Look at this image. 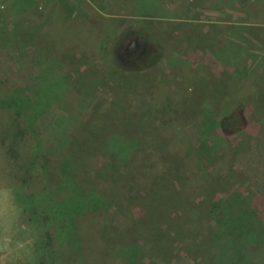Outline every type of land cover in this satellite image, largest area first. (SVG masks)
<instances>
[{"label":"rangeland","instance_id":"obj_1","mask_svg":"<svg viewBox=\"0 0 264 264\" xmlns=\"http://www.w3.org/2000/svg\"><path fill=\"white\" fill-rule=\"evenodd\" d=\"M1 1L5 9L3 11L6 12L2 15L1 24L6 32L8 30L15 33V20L24 21L28 25L43 21L46 0H34L35 8L26 14L13 9L12 0ZM61 1L67 10L69 6L74 8L71 21L82 24L83 29H87L88 23H98L96 27L90 28V35H86L88 46L95 47V51L103 42L106 44L103 50L100 47L102 51L97 50V58L91 53L88 59L75 51L58 65L60 59L57 50L60 49L64 54L71 53L68 47L77 49L82 43V37L79 40H68L69 42L62 38L59 45V36L71 35L67 31H63L64 34L60 32L59 36L56 33L52 35L56 40L54 43L58 44L55 47L50 45L47 34L39 33V37L31 38L26 32L17 37L18 44L8 47L22 53L28 50L33 57H39L40 50L47 55L42 72L34 69L32 73L33 83L39 85V98L51 101L56 98L59 101L51 106L53 109L44 120L45 125L55 119L69 117L71 104L77 100L87 101L84 105V114L87 115L85 120L71 127L72 140L73 143H85L84 140L89 138L92 142L90 145L96 148L97 153L93 154L91 164L87 167L81 162L92 157L89 148H86L88 145H76L75 158L69 154V149H60L59 154L62 158L71 156L70 160L73 159L71 171H67L73 182L80 183L81 187L85 186L96 172H100L99 182L106 190L105 194L109 192L114 197L104 199L100 205L101 210L88 213L84 217H89L87 222L84 218L79 221V236L76 239L74 234L70 264L80 258L86 264L95 261L120 264L121 256L117 252L121 250L119 242L125 239L128 243V240L133 242L136 239V242L128 243L134 245L142 241L140 235L146 234L149 237L156 230L170 235L171 243L166 239L162 240L167 242L164 245L166 250L163 252V248H159L161 253L158 256L149 250L143 251L136 244L138 253L136 252L135 264H210L211 261H204L211 249L210 234H206L201 226L208 223L211 227L214 222L207 216L202 223L194 224L193 216L189 214L195 207L192 205L194 198L197 202L207 194L212 196L204 207L206 214L217 203L242 193L251 197L246 208L253 205L264 220V164L258 167L253 162L261 153V143L264 141V0ZM47 22L49 26L51 20ZM128 33H132V37L146 40L151 51L147 58L133 65L119 59L115 51L118 38ZM105 36L107 40L103 41ZM4 64L10 68L8 62L5 61ZM88 66L98 70L100 67L103 72L99 75L102 77L79 72L86 70ZM109 67L113 70L112 75L107 71ZM2 72L6 73L8 69L4 66ZM74 84L83 86L74 88ZM47 105L46 102L34 104L35 113ZM224 107L228 110H224ZM236 112V125L230 124L229 129L218 125L220 121H229ZM171 114L174 117H170ZM176 115L184 118L183 125L178 123ZM127 118L136 119L137 126H124L122 123ZM150 118L153 124L150 123ZM171 120L174 121L173 129L169 130L171 133L157 134L160 125H167ZM200 122L205 125L207 123L208 126L199 129ZM255 123L258 125H254ZM211 124L217 130H213ZM178 125L185 128L181 134V144L184 143L182 145L186 146L185 149L190 148V151L186 150L188 154L193 152L198 157L195 160L194 156H190L187 161V155L181 158V168L177 169L181 176L170 171L177 166V162L171 166L169 160L164 161L163 165L158 160L151 159L149 162L146 159L147 163L142 165L141 160L132 159L145 144L147 148L143 151L146 153L150 148L156 152L164 150L169 146L170 140L167 138L170 137L172 141L174 134L181 131L180 128L176 129ZM41 128L46 127L42 125ZM18 129L20 125L16 119L3 116L0 109V264H35L37 237H44L57 227L56 222L48 227L41 222L30 221L29 214L20 212L17 196L33 195L35 200L34 196L45 193L44 189L51 187L46 176L41 179L38 175L42 171L35 156L26 160L16 157L20 140ZM174 129L176 130L173 131ZM193 129L204 133L199 138ZM95 133H99L102 140H107L105 144H99V140L93 136ZM115 138L120 139L121 145L132 146L131 151L125 153V158L119 159L115 151H112L119 160L121 169L118 170L113 169L115 161L108 159L106 155V150L112 146L111 139L115 147ZM144 140L146 142L141 145ZM178 143L175 144L179 145ZM35 144V141L28 143V147L31 145L33 148ZM201 144L208 146L207 149L203 150ZM47 147L50 152L54 149L51 145ZM102 147L104 151L101 150ZM30 149L27 148L32 152ZM177 154L174 157L178 160L181 157L180 151ZM98 155L96 161L97 158H94ZM191 158L194 160H190ZM15 161L18 162L15 164ZM192 161L197 162L195 168L190 166ZM97 162L99 167L94 165ZM133 162L135 165H142L146 172L139 173L140 165L135 166ZM188 167L189 170L183 175L184 168ZM252 168H258V172L251 176ZM52 173L58 183L55 190L59 188L54 192L55 196L52 195L58 199L60 194L69 192L68 184L66 177L58 169H53ZM144 173H147L148 178L144 180L142 187L141 175ZM23 178L30 179L28 184L23 183ZM184 179H193L198 190L182 196ZM103 188L97 190L99 195ZM119 191L121 195L118 194ZM130 193L135 196L139 213L143 212V205L154 212L153 215L150 214L153 224L148 222L147 227H139L134 223L131 208L135 206L128 202ZM105 194L103 190V195ZM186 204L190 205L187 207ZM153 207H157V211ZM52 208L56 213L62 212L57 206ZM137 211H134V215H137ZM47 212L53 214L50 209ZM193 224L198 228L197 232H190ZM60 232L56 233L59 241L62 238ZM184 236L187 243L181 242ZM226 258L227 260L221 258L224 264H235V258ZM251 261L253 264L262 262L259 256L252 257Z\"/></svg>","mask_w":264,"mask_h":264},{"label":"trees","instance_id":"obj_2","mask_svg":"<svg viewBox=\"0 0 264 264\" xmlns=\"http://www.w3.org/2000/svg\"><path fill=\"white\" fill-rule=\"evenodd\" d=\"M34 0H12L11 6L13 9L16 11L20 10V12H24L25 14L29 12L31 9L35 8L36 4H33ZM4 5L2 4V1L0 0V91H2V95L0 96V109L1 112L4 115H8V117H12L16 119V122L20 125V129H18V135H20V140H19V145L17 147V153L16 157L22 160L26 159H31L35 156L36 158V163L40 165V169L42 171L40 175L41 179H43L46 176V180L49 181V186L51 188H45L44 191L45 193L36 195L35 200L33 199V195H26L25 197H18L16 198V201L19 203V208L21 209L20 212L23 214H29L30 215V221L33 222H41V224L52 226L54 222H56L57 227L53 232H48L45 234L44 237H37V241L35 243V253H36V260L35 264H70L71 259V245L74 241V238H78L79 234H77V228L79 221L82 220L84 217L87 216L88 213L90 212H95L97 209L101 210V203L104 202V199H110L113 198L114 196L111 193H106L105 194V189L103 188L102 184L99 182L100 177V172H96L97 174L94 175V177L89 180L88 183L85 184V186H80V183L73 182L72 177L68 174L67 171H71V167L73 165L72 160H70V157L68 156L63 157L60 155V149H69V154L72 155V158H75V149L76 145H81L85 144L88 145L90 152L92 153V157L90 156L89 158L83 160L81 164L85 165L86 167L90 165L91 160L93 158V154L95 155L97 153L96 148L92 147L90 144L92 142L89 140V138H86L84 140L85 143L77 142L73 143L72 140V130L71 127L73 125H77L79 123H82L86 116L84 114L85 112V104L87 101L78 102V100L75 103L71 104V109H70V116L62 118L63 120L60 119H55L54 122H51L50 124H46L44 120L47 119L49 116L48 113L53 109L51 108L52 105H56L58 100L53 99L48 100L43 97L39 98L38 95V88L39 85L36 84L35 82L33 83L34 79L32 78V73L34 69H37V71H40L41 69L43 70V66L45 61V58L47 55L40 50V54L38 55L39 57H33L30 55V51L27 50L24 51V53L20 51H15L12 47H8L10 45L14 46L18 43H16L17 37L20 35V33H27V36L31 38L39 37V33L41 35L47 34L49 40H50V45H53V47L58 46L62 38H65L66 41H72V40H79L80 37H82V43L81 45L76 49L75 47L72 48V46L68 47L69 50L71 49V53H62L61 50H57L56 53L59 56L60 62H58V65H60L66 57L68 58L69 55H73L76 51V53L82 54V56L86 57L89 59L91 56V53H93L96 58H97V50L102 51L103 47L106 45L104 42L102 45L100 44V47L97 48L95 51V47H89L88 43L86 40V35H90V28L96 27L98 23H94L96 25H91L88 23L87 29H83L82 24H77L71 21L73 14L75 13L74 8L72 9L71 6H69L68 10L67 7L62 3L61 0H46L44 4V13H43V21L40 22H31L29 25L27 23H24V21H14V25L16 26V31L15 33H10V31L7 30V32L3 29L1 21H2V15H5V10ZM71 7V8H70ZM23 8V10H22ZM9 10H12L8 8ZM67 11V12H66ZM65 12L66 14H64ZM63 13V15L61 14ZM48 20H51L50 25L48 26ZM79 20V19H78ZM81 22V21H80ZM46 24V25H45ZM100 25V24H99ZM4 26V23H3ZM54 26V27H53ZM5 28V26H4ZM89 29V30H88ZM67 31L71 33V35L67 36H59L60 32ZM50 32V34H49ZM56 33L58 34V44L56 45V40L53 39L52 35ZM65 32H63L64 34ZM29 34V35H28ZM50 35V36H49ZM63 36V37H62ZM119 37V36H118ZM113 39V38H112ZM117 39V38H116ZM107 40L106 36L105 39ZM68 41V42H69ZM98 44V43H97ZM41 45V43H40ZM60 45V44H59ZM66 48V46H65ZM57 49V48H56ZM93 51V52H92ZM99 51V52H100ZM9 52V53H8ZM85 53V54H84ZM44 54V55H41ZM57 57V55H56ZM95 58V57H94ZM4 61H3V60ZM62 60V62H61ZM8 62L10 65V68L7 67L4 62ZM40 64V66H38ZM92 65V64H91ZM6 67L8 69V72L4 73L2 72L3 67ZM75 66V65H72ZM41 70V72H42ZM79 70V69H78ZM96 70V71H95ZM109 70V73L112 75L113 70L111 67L109 69L107 68V71ZM36 71V70H35ZM79 72H87L89 75L92 77H97L100 76L99 74L102 73L101 69L99 67L98 69H95V67H87L86 70ZM9 73V75H7ZM81 74V73H79ZM106 74V73H105ZM6 75V76H5ZM118 75V74H117ZM102 76H100L101 78ZM119 79H121V76L118 75ZM75 86L82 87V84H74ZM71 86V87H73ZM20 94V95H18ZM43 102H46L48 105L47 107L43 108L42 110H39L35 113V105H39ZM230 106V105H229ZM34 110V112H33ZM83 110V111H82ZM224 110H228L227 107H224ZM7 111V113H6ZM238 112V111H237ZM236 115L232 116V118L229 119L227 122H219L218 125L221 124L224 129L228 128L230 124L236 125L238 123L237 113ZM177 116V115H176ZM170 117H174L173 114L170 115ZM204 119L205 116H203ZM177 121L179 124L183 125V117H178L177 116ZM202 118V117H201ZM240 119V118H239ZM136 119H131L127 118L126 120L123 121L124 126H129L132 124V127L137 126L135 122ZM163 121V120H162ZM131 122V123H130ZM151 118H150V123H151ZM264 122V119L263 121ZM6 123V122H4ZM37 123H40L41 127L42 125L46 128H41ZM173 123L174 121L171 120L170 122L167 123V125H160L161 127L157 130V134H162L161 132L164 133H171L173 128ZM177 123V124H178ZM202 122H200L201 124ZM226 123H229L227 125ZM153 124V123H151ZM226 124V125H225ZM9 125V123H7ZM207 125V123H206ZM205 124L199 125V129L202 128V126H206ZM212 125V124H211ZM254 125H258L255 123ZM208 126V125H207ZM213 127V130H217L216 127ZM218 127V126H217ZM172 128V129H171ZM179 125L176 129H179ZM44 129V130H42ZM174 129L173 131H175ZM181 131L174 134V139L171 141L170 137L167 139L170 140L169 146L166 147L164 150L157 151L152 148L149 149V152H144L147 148V145H143L146 140L142 142L141 145H143V149L140 148V150L137 152V154L132 158L133 160H141L140 164L142 163L145 164L148 159L149 162L152 160H158L159 163L164 165V161L170 162V165H176L177 166L173 167L174 169L170 170L173 171V174L180 175L178 172V168L180 167L181 164V158H185L186 156V161L189 159L188 157H193V152L188 154L189 149H185L186 146H183L181 144V134H183V127L180 128ZM253 129V126H252ZM251 129V130H252ZM264 129V126L262 127ZM194 130V134L197 135L199 138L202 136L201 132H199L196 129ZM132 136L131 134H129ZM227 135V134H226ZM97 140H99V144L101 146L105 144L107 140H102L100 138L99 133H95L93 135ZM159 138V137H158ZM230 138V137H229ZM264 138V136H263ZM116 145L115 148L113 145V139L112 141V146L108 147L106 150L107 153V158L111 159L115 162H113V169H121L120 165L118 164L119 160L115 155H113V152L115 151V154L119 156L120 158H125L124 155L128 151H131L132 146L128 147V145H121L120 139L115 138ZM166 139V138H165ZM89 140V141H88ZM167 140V141H168ZM17 141V140H16ZM35 141V146L28 147V143H34ZM81 141V140H80ZM179 142V143H178ZM262 151L259 154L258 157H255L253 162L255 164H258V167L260 164H264V141H262ZM178 143L179 145L175 144ZM51 145L54 146V151L50 152L47 148V146ZM202 146V144H201ZM216 146V144L214 145ZM142 147V146H141ZM145 147V148H144ZM208 146H202V149L204 150L207 149ZM30 149L32 152L27 150ZM79 148V147H78ZM185 149V150H184ZM46 150V152H45ZM102 151H104V148H101ZM64 151V150H63ZM113 151V152H112ZM180 151L181 157L180 159H176L177 152ZM30 152V153H29ZM73 152V154H72ZM208 152V150H207ZM214 152V151H213ZM22 153V154H21ZM56 154H59L58 156H55ZM80 157H82V152L80 149ZM21 157H20V156ZM19 156V157H18ZM27 156V157H26ZM155 156V157H154ZM156 156L158 158H156ZM173 156V159H172ZM23 157V158H22ZM25 157V158H24ZM195 157V156H194ZM97 158V159H96ZM98 157H95L96 161H98ZM93 159V160H94ZM177 161H174V160ZM105 160V159H104ZM107 160V159H106ZM194 160V159H190ZM195 160H198V157H195ZM18 161H15L14 163L16 164ZM132 162V161H131ZM135 165V163L133 162ZM139 164V165H140ZM196 163L192 161V166L191 168L196 167ZM96 166L99 165L97 162L94 164ZM135 165V166H139ZM142 165L139 167V173L142 174L144 171V168H142ZM179 166V167H178ZM99 167V166H98ZM190 167L184 168V173L187 170H189ZM58 169L61 175H64L66 177L67 181V188L69 189V192L67 194L62 193V195H59V198L56 199L54 196V192L58 191L56 189V185L58 184L56 182V178L54 174L52 173V170ZM183 169V167H182ZM176 170V171H175ZM251 170V176L255 173L258 172V168H252ZM68 175V176H67ZM143 179H141V186L144 187V180H147L148 175L147 173H144ZM181 176V175H180ZM34 178V177H33ZM151 178V176H149ZM189 178H192L191 176ZM35 179V178H34ZM20 180V179H19ZM23 180L24 184H28L30 179L28 180L27 178L21 179ZM184 179L182 182L184 184L182 185L181 194L182 196L184 194H190L193 193L194 191L198 190L197 185L195 184V181L192 179V181ZM191 184V185H190ZM264 185V183H263ZM102 189V194L99 195V192L97 191L98 189ZM103 190L104 194L103 195ZM54 196H53V195ZM121 195L120 191L118 193ZM133 194V193H132ZM131 193L129 194V204H132V206H135L131 208V212H133V218L132 220L134 223L140 226H146L148 222L153 224L154 220H152V213L150 210H147V207L143 205L141 208L143 212H138L137 209L139 207H136V200L134 199V195ZM35 195V194H34ZM24 196V195H23ZM116 198V197H115ZM212 196L210 194H207L206 197L203 198V200L200 201H195V198L193 199L192 205L195 206L192 208L189 214H191L194 219V224L197 223H202L205 221V218L207 216H210V220L214 222L213 226H209L208 223L205 224L204 226H201V228L205 229L204 232L206 234H210V244H211V249L208 251L207 256L204 258V261H211L210 264H224L221 258L230 257L232 259L235 258V264H253L251 261V258L254 256H259L261 259V264H264V220L260 214L258 213L257 209L253 208L252 203H250L251 207L246 208V205L251 201V197H248L247 195H242L237 197H232L227 199L225 202L221 201L216 204L214 202L213 204H216L215 207H213L208 213L205 214V205L209 200H211ZM250 198V199H249ZM238 199H241L242 201L240 202ZM39 204H36V203ZM45 202H48V204L45 205ZM142 205V204H141ZM139 205V206H141ZM150 205V204H149ZM190 204H186L185 206H189ZM59 207L62 212L56 213L54 211V208L52 207ZM152 206V205H151ZM214 206V205H213ZM155 211H157V207H153ZM53 211V214L51 215L50 212H47L48 210ZM134 211H137V215H134ZM151 214V215H150ZM89 219V217H88ZM87 218H84L85 222L88 221ZM82 220V221H83ZM194 224L191 226L190 232H193L194 230L197 232L198 228L194 227ZM200 228V229H201ZM62 235L61 241L57 239V234L59 233ZM75 234V237H74ZM187 236V235H186ZM142 241H139V243H136L140 245L144 250H149V252L154 253L155 255H160L161 249L159 251V248H163V252L166 250L164 247L165 243L167 242H162V240L166 239L168 242L171 243L172 239L170 235H167L165 233H162L161 231L156 230L154 235L149 236L144 234L140 235ZM125 240V239H124ZM122 240L119 242L121 246V250H117V252L120 254V260L122 261L120 264H132L134 263L136 252L138 253L137 246L136 244L134 245H129L128 243H133L131 242L132 240ZM68 243H67V242ZM136 242V241H135ZM182 243H187L188 240L187 238H183ZM172 245V244H171ZM139 250L141 252V249L139 247ZM116 252V251H115ZM114 252V253H115ZM157 255V256H158ZM73 257V256H72ZM80 263L79 264H84L85 261L80 258L78 260ZM78 261H75L76 264H78ZM74 262V263H75ZM73 263V264H74ZM86 264V263H85ZM92 264H103L101 262L95 261ZM135 264V263H134Z\"/></svg>","mask_w":264,"mask_h":264},{"label":"flooded vegetation","instance_id":"obj_3","mask_svg":"<svg viewBox=\"0 0 264 264\" xmlns=\"http://www.w3.org/2000/svg\"><path fill=\"white\" fill-rule=\"evenodd\" d=\"M128 33L126 36L118 38V44L116 45L115 51L119 59L128 65H133L138 61H142L150 55L149 43L146 40L139 37H132ZM140 41L142 43L140 44Z\"/></svg>","mask_w":264,"mask_h":264}]
</instances>
